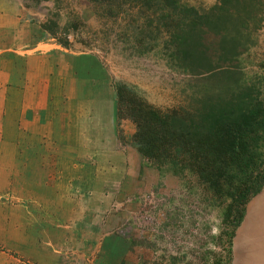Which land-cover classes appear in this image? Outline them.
I'll return each mask as SVG.
<instances>
[{"label":"rangeland","instance_id":"374dc122","mask_svg":"<svg viewBox=\"0 0 264 264\" xmlns=\"http://www.w3.org/2000/svg\"><path fill=\"white\" fill-rule=\"evenodd\" d=\"M246 1L239 15L212 28L205 18L217 0H181L205 17L196 31L213 61L223 50L235 51L232 85L264 97V0ZM21 2L30 0H0L5 9L18 8L24 24L0 29V264H142L171 257L175 264H209L208 237L222 229V207L195 176L158 170L137 152L135 125L116 117L113 87L164 111L196 106L216 88L223 94L225 79L183 70L160 40L153 51L139 52L136 36L123 28L130 32L140 21L100 18L86 0H64L61 21L75 18L67 9L80 14L77 37L90 44L72 41L65 49L39 27L45 10ZM31 35L58 44L63 49H53L63 58L42 65ZM262 205L264 186L246 204L231 264H264V222L254 238L248 233Z\"/></svg>","mask_w":264,"mask_h":264},{"label":"trees","instance_id":"16d2710c","mask_svg":"<svg viewBox=\"0 0 264 264\" xmlns=\"http://www.w3.org/2000/svg\"><path fill=\"white\" fill-rule=\"evenodd\" d=\"M86 1L100 18L108 16L117 20L124 14L130 22L140 21L130 32L123 28L124 35L136 36L139 52L153 51L156 41L160 40L161 50L183 70L211 72L225 79L223 94L216 88L198 100L196 106H178L164 111L142 103L122 86L113 88L117 119L126 118L135 125L132 141L137 152L158 170L166 168L175 175L195 176L208 191L210 201L222 207V229L216 237L209 235L214 248L205 252V258H210L209 264H231L235 230L243 219L246 204L264 186V97L248 86L232 85L237 82L230 77L235 51H226V54L222 49L219 63L213 61L202 48L201 30L196 31L205 17L181 0ZM63 2L30 0L31 4H21L45 10L39 27L63 48L68 49L72 41L89 45L86 38L77 37L76 30L82 27L80 14L67 9L75 18L61 21ZM246 2L217 0L218 5L205 20L215 28L233 12L239 15L238 6ZM216 248L219 251H215ZM175 258L171 257L166 263L148 259L142 264H175Z\"/></svg>","mask_w":264,"mask_h":264},{"label":"crops","instance_id":"0c3cea01","mask_svg":"<svg viewBox=\"0 0 264 264\" xmlns=\"http://www.w3.org/2000/svg\"><path fill=\"white\" fill-rule=\"evenodd\" d=\"M18 14H19L18 8H16V10H15V8H13L11 6L10 9H5L2 7V4H1L0 5V29L5 28L3 30H7V28H9L11 31H13L14 29L16 30L17 27L20 25L24 26V24L19 23L20 19L18 17ZM33 25L36 29H39V27L36 24H33ZM28 40H29V38H28ZM30 41H32L34 43L33 44L34 47L39 48L40 51H39L37 58H39L38 60L42 61V63H43L42 65H45V63H49L52 58H54V59H58V57L61 59L63 58V57H61V56H63V53H58L56 50L53 49V46L55 47L56 45H53V44L51 45L50 43H48L46 41H42V40L38 41L35 35H31ZM57 46H59V45L57 44ZM59 48L63 49L60 46H59ZM64 51H66V50H64ZM26 57H27L26 62H28L27 64H29L30 63V55H26ZM55 65L56 64L54 63V66ZM257 212H258L257 215H254L253 218L251 217V222L252 221L254 222L248 230V233L251 235V237H253V232L257 229L256 227L260 226L259 225L260 221L264 222V205H262L260 207V209H258ZM249 234H247V236ZM252 240H253V242H255V239H252ZM242 252L243 251L240 250V252H238V255L239 254L241 255ZM255 254H257V253L255 252ZM240 255L238 256V258L240 257Z\"/></svg>","mask_w":264,"mask_h":264},{"label":"bare ground","instance_id":"6f19581e","mask_svg":"<svg viewBox=\"0 0 264 264\" xmlns=\"http://www.w3.org/2000/svg\"><path fill=\"white\" fill-rule=\"evenodd\" d=\"M253 222V221H252Z\"/></svg>","mask_w":264,"mask_h":264}]
</instances>
